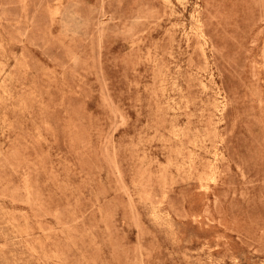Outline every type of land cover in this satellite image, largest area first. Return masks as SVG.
<instances>
[{"label": "rangeland", "instance_id": "rangeland-1", "mask_svg": "<svg viewBox=\"0 0 264 264\" xmlns=\"http://www.w3.org/2000/svg\"><path fill=\"white\" fill-rule=\"evenodd\" d=\"M0 264H264V0H0Z\"/></svg>", "mask_w": 264, "mask_h": 264}]
</instances>
